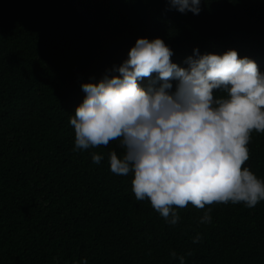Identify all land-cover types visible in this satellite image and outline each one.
I'll return each mask as SVG.
<instances>
[{
  "label": "trees",
  "instance_id": "trees-1",
  "mask_svg": "<svg viewBox=\"0 0 264 264\" xmlns=\"http://www.w3.org/2000/svg\"><path fill=\"white\" fill-rule=\"evenodd\" d=\"M201 9L182 14L167 0H0V264H179V256L264 264V200L253 208L189 203L170 225L148 199L136 200L133 173L110 171L109 153L123 155L118 139L73 151L69 121L86 95L82 83L112 75L138 37L162 38L183 67L194 48L236 49L264 72V0H201ZM247 147L242 168L264 180V132L253 130ZM209 209L211 223H200Z\"/></svg>",
  "mask_w": 264,
  "mask_h": 264
},
{
  "label": "clouds",
  "instance_id": "clouds-1",
  "mask_svg": "<svg viewBox=\"0 0 264 264\" xmlns=\"http://www.w3.org/2000/svg\"><path fill=\"white\" fill-rule=\"evenodd\" d=\"M167 2L182 14L202 10L201 0ZM173 55L162 38L138 37L112 75L82 83L86 95L69 121L73 151L118 139L123 155L109 153L110 171L133 173L136 200L148 199L170 225L180 219L175 208L189 203L198 209L229 202L255 207L264 200V180L242 165L249 159L251 133L264 132V72L236 49L200 54L194 48L187 67ZM103 158L92 154L94 164ZM210 211L200 223H211ZM179 264H185L183 256Z\"/></svg>",
  "mask_w": 264,
  "mask_h": 264
}]
</instances>
